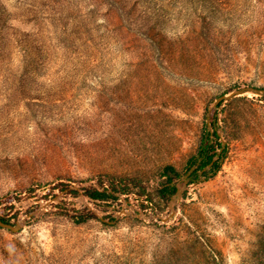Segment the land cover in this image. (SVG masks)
I'll list each match as a JSON object with an SVG mask.
<instances>
[{"label": "rangeland", "instance_id": "1", "mask_svg": "<svg viewBox=\"0 0 264 264\" xmlns=\"http://www.w3.org/2000/svg\"><path fill=\"white\" fill-rule=\"evenodd\" d=\"M247 86L264 88V0H0V216L22 225L0 227V264H264V97L214 106ZM209 114L227 152L194 182ZM169 165L189 182L166 201ZM114 179L152 204L82 191Z\"/></svg>", "mask_w": 264, "mask_h": 264}, {"label": "trees", "instance_id": "2", "mask_svg": "<svg viewBox=\"0 0 264 264\" xmlns=\"http://www.w3.org/2000/svg\"><path fill=\"white\" fill-rule=\"evenodd\" d=\"M262 100H264V98ZM212 118L215 120V125L217 118L215 115ZM221 146L222 143L217 131L213 133V137H203V141L198 149L197 154L192 156L187 163V171H190L194 166H197V170L189 175L188 178H190V180L194 182L199 180L201 176L198 174V170H203L206 166L212 163L213 159L218 155V151ZM226 152L227 149L223 151L221 159H218L213 164L210 171L215 172L219 168L221 160L223 159ZM162 174L167 178V180L161 184L160 188L158 189V194L164 200L169 201L178 192L179 187L176 185L175 179L180 178L182 173L175 167L169 165L164 168ZM204 174H206V172ZM83 188L82 191L87 195V198L90 200V202L99 207L101 204H110L112 201L121 199L122 196H126L128 194H134L139 200L142 201L144 206L148 203L152 204L151 194L139 180H132L129 182L123 179H114L111 180L110 183L102 181L98 184L93 183L92 185ZM136 188H138L139 191L135 192ZM56 189H59L64 194H70L72 196H77L81 193L79 188H76L65 181H58L52 186V188L49 189L48 194H52ZM10 199V197H6L5 201H10ZM107 208H110V206ZM61 211V214L70 215V217L77 223H85L96 216L94 210L90 207H75L72 209V211L68 209H61ZM0 219L4 223L11 224V216L2 215L0 216Z\"/></svg>", "mask_w": 264, "mask_h": 264}, {"label": "water", "instance_id": "3", "mask_svg": "<svg viewBox=\"0 0 264 264\" xmlns=\"http://www.w3.org/2000/svg\"><path fill=\"white\" fill-rule=\"evenodd\" d=\"M246 94H254V95H257V96L264 97V88H258V87H253V86H247V87L240 88V89H238L236 91H233L230 94H225V95H222L221 97H219L217 99V101L215 102L214 106H217L219 104H223L226 101H229V100H231V99H233L235 97L246 95ZM208 125H209V133L207 134L206 138H208L209 136L212 137V135L214 133L212 128H211V115L210 114L208 116ZM225 149H226V143L222 142V146H221L220 150L218 151V155L213 159L212 163L209 164L208 166H206L203 170L206 171V170L210 169L213 166V164L218 159H220V157H221V155H222V153H223V151ZM195 168L196 167H193L191 169V171H189L187 176H189L192 172H194ZM188 182H189V180L187 179L186 182H185V186L178 190V194L176 196L178 199H181L183 190L186 187ZM0 227L4 228V229H8V230H10V231H12L14 233H18V232H20L22 230V225L20 223H17L15 225L8 224V223H4L1 219H0Z\"/></svg>", "mask_w": 264, "mask_h": 264}, {"label": "bare ground", "instance_id": "4", "mask_svg": "<svg viewBox=\"0 0 264 264\" xmlns=\"http://www.w3.org/2000/svg\"><path fill=\"white\" fill-rule=\"evenodd\" d=\"M179 35V34H178ZM182 35V34H181ZM176 37V36H175ZM172 38H173V36H172ZM179 38H180V36H179ZM185 38V37H184ZM175 39V38H174ZM174 39L172 40V41H174ZM177 39V38H176ZM183 39V38H182ZM184 40V39H183ZM169 41H171V40H169ZM179 41L177 40V42H175V44H177ZM184 42V41H183ZM181 43V42H180ZM169 44H170V42H169ZM172 44V43H171ZM173 45V44H172ZM140 107H142L141 105H140Z\"/></svg>", "mask_w": 264, "mask_h": 264}, {"label": "built area", "instance_id": "5", "mask_svg": "<svg viewBox=\"0 0 264 264\" xmlns=\"http://www.w3.org/2000/svg\"><path fill=\"white\" fill-rule=\"evenodd\" d=\"M122 198V197H121ZM91 204V203H90Z\"/></svg>", "mask_w": 264, "mask_h": 264}]
</instances>
